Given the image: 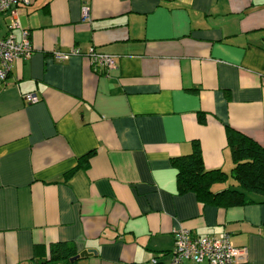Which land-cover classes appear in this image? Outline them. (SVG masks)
Here are the masks:
<instances>
[{
    "label": "crops",
    "instance_id": "1",
    "mask_svg": "<svg viewBox=\"0 0 264 264\" xmlns=\"http://www.w3.org/2000/svg\"><path fill=\"white\" fill-rule=\"evenodd\" d=\"M17 11L34 53L0 85V264H46L57 243L88 252L76 264H170L180 229L229 233L264 264V197L203 203L179 192L173 164L198 143L206 170L231 176L228 126L264 147V0H32ZM8 25L0 17V39ZM92 48L117 57L109 76ZM233 187L229 177L212 191Z\"/></svg>",
    "mask_w": 264,
    "mask_h": 264
},
{
    "label": "trees",
    "instance_id": "2",
    "mask_svg": "<svg viewBox=\"0 0 264 264\" xmlns=\"http://www.w3.org/2000/svg\"><path fill=\"white\" fill-rule=\"evenodd\" d=\"M205 117L200 116L201 123ZM227 146L231 152L234 169L229 176L220 171L205 168L200 144H194L190 155L174 159L177 183L181 194L192 192L203 203L218 206L241 207L248 203L246 194L264 197V147L245 134L227 127ZM90 155L87 156L88 159ZM231 177L237 187L214 193L215 184L226 183ZM76 248L70 244L57 243L50 248V258L46 264H76Z\"/></svg>",
    "mask_w": 264,
    "mask_h": 264
},
{
    "label": "built area",
    "instance_id": "3",
    "mask_svg": "<svg viewBox=\"0 0 264 264\" xmlns=\"http://www.w3.org/2000/svg\"><path fill=\"white\" fill-rule=\"evenodd\" d=\"M32 0H0V17H9L8 35L0 39V85L7 83L14 64L20 60H28L34 53L29 30L23 29L18 18V9L30 6ZM83 19L90 20V9L84 7ZM21 32V41H17L13 32ZM79 54L72 50L68 54L56 53L55 59L63 61L72 55ZM92 65L109 76L118 66L117 57L100 53L92 48L88 55ZM28 103H37L35 94L24 96ZM248 249L236 246L229 233L218 237L194 236L189 230L180 229L175 232V247L170 264H249ZM150 264H161L153 258Z\"/></svg>",
    "mask_w": 264,
    "mask_h": 264
},
{
    "label": "water",
    "instance_id": "4",
    "mask_svg": "<svg viewBox=\"0 0 264 264\" xmlns=\"http://www.w3.org/2000/svg\"><path fill=\"white\" fill-rule=\"evenodd\" d=\"M88 255V252H83L80 255H78L76 258L73 259V261L78 260L79 258L85 257Z\"/></svg>",
    "mask_w": 264,
    "mask_h": 264
}]
</instances>
